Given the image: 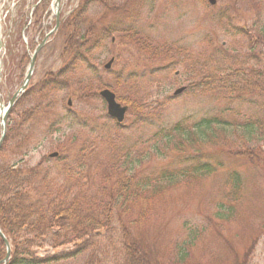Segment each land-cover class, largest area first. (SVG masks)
<instances>
[{
    "label": "rangeland",
    "instance_id": "obj_1",
    "mask_svg": "<svg viewBox=\"0 0 264 264\" xmlns=\"http://www.w3.org/2000/svg\"><path fill=\"white\" fill-rule=\"evenodd\" d=\"M41 2H44L43 10L37 12L36 7ZM115 2L120 8L118 14L123 18L130 9L121 6V0ZM79 7V0H61L60 19H66ZM90 9L92 20L100 18L99 7L91 5ZM54 10V0H0V106L5 108L18 91L30 57L54 28ZM132 10L136 17L134 26L121 29L123 32L119 34L112 33L95 51L92 64L99 65L97 71L91 70V75L84 69L80 71L89 80L87 88L81 92L58 93L52 119L34 118L30 129L33 139L28 147L30 152L21 161V166L33 167L42 162L57 152L56 143L69 135L77 140V146L93 148L95 158L89 161L91 166L107 154V138L120 137V143L126 146H131L135 138L140 139V143L152 142L159 131L167 130L179 121L192 118L187 123L190 125L208 112L222 109L209 94L190 91L204 75L225 77L233 74L237 69L235 65L244 61L247 55L252 59L248 60L252 62L250 65L264 67V43L259 47L261 50L244 54L241 49L245 45L244 39L233 37L235 31L226 23V19L233 17L254 32L262 30L264 0H215L213 7L208 0H140ZM109 20L107 16L99 26H108ZM25 27L28 29L26 34L22 32ZM232 27L237 29L233 21ZM66 31L68 29L62 32L58 29L39 51L30 86L39 83L48 73H57L62 66L60 55ZM223 44L225 48L222 49ZM233 48L237 54H231ZM232 55L234 58L230 61L223 59ZM110 60L113 64L104 69ZM6 65H20L19 73L7 77ZM225 69L228 71L221 73ZM181 88L185 91L174 97V92ZM103 89L114 93L117 103L128 109L121 130H117L115 122L107 117L106 106L98 96ZM26 107L24 103L18 107L20 110L10 118L8 127L5 121L3 140L10 127L17 138L10 140L8 146L11 149L0 161L9 158V152L21 145L20 137L24 132L21 115ZM140 114L147 117L146 123L138 117ZM51 120L60 122L59 132L46 130ZM1 134L0 127V137ZM139 142L134 144L131 157H140L136 151L140 152L145 144L139 146ZM155 142L163 143L157 139ZM257 146L253 149L252 166L226 163V169L213 175L196 176L190 178L189 183L178 185L162 209L157 208L158 205L151 208L158 214L148 227L140 225L143 233L151 237L150 242L160 249V262L169 263L166 251L171 246L170 241L187 232L185 225L191 227L194 224L203 238L187 264H236L244 260L246 264H264L263 171L259 170L258 176L255 175L264 164V141ZM247 150L245 147L239 151L245 153ZM170 162L164 159L152 162L150 159L135 172L149 174L151 166L163 169ZM171 169L173 165L166 170ZM233 171L242 175L243 182L240 199L236 202H232V191L226 184ZM91 181V190L101 186L93 167ZM219 215L223 219H219ZM235 215L239 216L237 221Z\"/></svg>",
    "mask_w": 264,
    "mask_h": 264
},
{
    "label": "trees",
    "instance_id": "obj_2",
    "mask_svg": "<svg viewBox=\"0 0 264 264\" xmlns=\"http://www.w3.org/2000/svg\"><path fill=\"white\" fill-rule=\"evenodd\" d=\"M135 1L121 0V6ZM91 5L102 11L97 20L91 19ZM79 6L60 24L59 32L68 29L60 55L62 67L31 85L7 118L8 127L10 118L20 110L18 107L27 105L21 115V145L0 161V230L11 248L8 264H165L160 262V249L143 233L142 226L148 227L158 214L151 208L158 205L162 209L178 185L189 183L190 178L213 175L226 169V163L253 165V149L264 141V67L235 65V72L225 77L204 75L190 91L209 94L222 109L210 111L190 125L187 123L192 118L179 121L159 131L162 136L157 133L152 142L140 143L135 138L131 146H126L120 143V137L107 138V154L91 166L93 148L77 146V140L69 135L56 143V159L45 158L33 167H23L20 163L28 156L33 140L30 129L34 118H51L58 93L86 89L89 80L80 71L84 69L90 75L91 70L97 71L99 65L92 64L95 51L109 35L135 24L133 10L122 18L115 0H79ZM107 16L108 26H99ZM233 58L223 57L227 61ZM6 67L9 78L20 71V65ZM255 67L260 69L256 71ZM138 117L146 123L147 117ZM59 128L60 122L51 120L46 130L59 132ZM14 138L17 135L10 127L0 148V159L11 149L8 144ZM156 139L163 143L155 142ZM138 142L145 147L136 151L139 158L131 157ZM245 147L248 150L241 153L239 150ZM150 159L171 160L168 166L173 165V169L151 166L149 174H137L135 170ZM92 167L97 171V183H101L93 190ZM259 170L264 177V164L255 175ZM241 176L233 171L226 181L232 202L240 199ZM218 218L223 219L220 215ZM238 218L235 215V221ZM185 229L183 236L170 241L166 251L168 264H187L203 238L194 224L185 225ZM4 255L0 240V260Z\"/></svg>",
    "mask_w": 264,
    "mask_h": 264
},
{
    "label": "water",
    "instance_id": "obj_3",
    "mask_svg": "<svg viewBox=\"0 0 264 264\" xmlns=\"http://www.w3.org/2000/svg\"><path fill=\"white\" fill-rule=\"evenodd\" d=\"M58 1L59 0H57V2ZM57 25H58V20H57L55 29L57 28ZM37 52L38 51H36L33 54L32 58H31L30 65H29V68L27 70L26 76L24 78L23 84L21 85L20 89L9 100L8 107L5 110L4 115L1 117L2 135L0 137V146H1V143H2V140H3V137H4V124H5V121H6L7 114L9 112L10 108L13 106V104H14L16 98L18 97V95L20 93L24 92V90L26 89V87L28 85V82H29V80L31 78V75H32V71H33V67H34V63H35V57L37 55ZM109 65L110 64H108L106 67H109ZM177 92H179V91H177ZM100 96L106 102L107 114L111 118H114L118 124H120L123 121V119H124L126 108L125 107H121L119 104H117L116 101H115L114 95L111 92H109L108 90L101 91L100 92ZM2 111H3V108H2V106H0V113ZM54 156H56V154H52L51 155V157H54ZM0 239L2 240V242H3L4 246H5V249H6L5 257L0 261V264H7L8 261H9V258H10L9 243L7 242L5 237L1 234V232H0Z\"/></svg>",
    "mask_w": 264,
    "mask_h": 264
},
{
    "label": "flooded vegetation",
    "instance_id": "obj_4",
    "mask_svg": "<svg viewBox=\"0 0 264 264\" xmlns=\"http://www.w3.org/2000/svg\"><path fill=\"white\" fill-rule=\"evenodd\" d=\"M235 22H236V28H237L238 32H242V34H244V36H240V37L245 39L243 42V44H245V45H243V47H241V48L247 50L248 52L260 49L259 47L256 46L257 40L254 36V31L250 30L249 26L241 24L239 22V20H237V19L235 20ZM252 28L254 30V27H252ZM258 42L260 43V41H258ZM241 65H249V64L243 63Z\"/></svg>",
    "mask_w": 264,
    "mask_h": 264
}]
</instances>
